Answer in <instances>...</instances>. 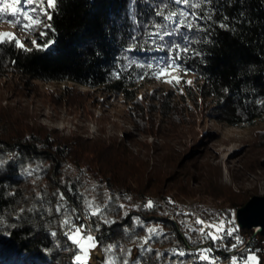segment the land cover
<instances>
[{
	"label": "trees",
	"instance_id": "16d2710c",
	"mask_svg": "<svg viewBox=\"0 0 264 264\" xmlns=\"http://www.w3.org/2000/svg\"><path fill=\"white\" fill-rule=\"evenodd\" d=\"M18 7H24L23 0ZM177 7L173 0H58L51 22L55 31L48 37L54 43L44 51L31 52L14 44L0 46V77L67 81L119 94L133 106L130 111L138 114L133 117L143 132L146 115H140L144 112L140 86L155 78L141 65L155 67L167 57V49L156 51L145 46V41L156 31L154 25L168 23L162 15ZM201 10L212 17L198 22L207 31L182 28L163 43L185 44L183 38L188 37L192 41L188 46L204 53L186 57L183 67L198 82V95L209 100L218 121L236 127L264 119V0H212L202 9H191L197 14ZM221 23L234 31L220 28ZM13 28L43 43L38 32ZM205 38L212 43L198 42ZM169 95L159 99L163 111L169 107ZM168 143L163 144L167 149L162 154L142 156L116 137H62L18 115H0V217L4 221L0 224V264H74L76 247L61 227L66 216L85 225L88 234L98 239L100 256L94 264H104L105 258L112 264H123L124 259L129 264H199L204 249L211 250L209 264H231L233 256L243 264L249 251L264 264V241L252 230L235 225L243 243L232 248L235 236L213 242L194 229L201 225L188 224L192 216L209 223L219 217L227 219L248 198L209 192L213 201L220 198L227 206L218 204L199 215L189 210L184 188L174 185L178 169L185 167L183 156L177 144ZM8 154L13 157L9 159ZM197 171L204 173L203 167ZM183 177L188 182L187 175ZM148 200L154 202L153 209L144 207ZM85 201L101 213L85 218L91 211ZM57 205L62 206L60 213ZM151 228L156 233H150ZM110 246H115L111 252Z\"/></svg>",
	"mask_w": 264,
	"mask_h": 264
},
{
	"label": "rangeland",
	"instance_id": "374dc122",
	"mask_svg": "<svg viewBox=\"0 0 264 264\" xmlns=\"http://www.w3.org/2000/svg\"><path fill=\"white\" fill-rule=\"evenodd\" d=\"M0 31L14 33L25 44L33 39L18 34L9 24H0ZM182 80L193 83L173 86L155 79L140 86V107L144 109L140 115H146L143 132L133 117L138 114L130 111L133 106L119 94L89 90L67 81L27 82L14 75L0 77V115H18L62 137H116L142 156H153L156 151L162 154L167 149L163 144L168 142L177 144L185 167L178 169L174 185L184 188L185 202L197 215L218 204L227 206L220 198L213 201L209 192L226 197L238 194L248 200L264 196V119L251 125L228 126L213 116L209 100L198 95V82L192 74L183 75ZM166 93H170L169 107L163 111L159 99L164 100ZM7 156L11 159L13 154ZM201 167L205 174L197 171ZM186 175L188 182L181 179ZM188 224L195 226V216ZM201 227L194 229L200 233ZM99 256L98 250H93L86 264H94ZM106 261L111 262L105 258L103 263ZM199 264L209 261L199 259Z\"/></svg>",
	"mask_w": 264,
	"mask_h": 264
},
{
	"label": "snow or ice",
	"instance_id": "6c2138e0",
	"mask_svg": "<svg viewBox=\"0 0 264 264\" xmlns=\"http://www.w3.org/2000/svg\"><path fill=\"white\" fill-rule=\"evenodd\" d=\"M22 0H0V21H4L13 27L20 26L28 34H34L38 32L39 38L43 40V43L39 42L38 39H32L29 47H26L25 42H22L16 35L12 32L0 31V46L5 44H14L19 50L25 52H31L32 50L44 51L48 49L54 41L49 39L50 33L55 31L53 24L51 23L54 14L57 11L58 0H23L24 7H18L21 5ZM174 4L177 5V9L167 14H163L157 10V15H162L164 21L168 22L165 25L156 24L154 25L156 31L150 32L148 34L149 40L145 41V46H150L156 51H164L167 49V57L162 59L155 67L152 63L147 65H141V67H147L150 70V74L157 80L169 85H179L182 82L191 85L192 80L183 81L182 76L187 75V70L183 67L186 63V57L195 55L197 57H202L204 53L195 48H191L188 45L192 43L188 37H184L185 44H180L172 42L170 45L163 43L166 37H171L172 35H178L182 28H186L188 31L199 30L207 31L199 21H211V14H206L203 10L197 14L196 11H191V9H202L204 5H209L212 0H173ZM46 3V7L44 6ZM187 7L189 11H183L182 8ZM243 15V14H242ZM7 16L12 17V19H6ZM22 17V19H21ZM46 18V19H45ZM228 20L227 17H224ZM195 24V28H194ZM171 25V27H169ZM222 29H229L230 25L227 23H221L219 25ZM160 41L161 43H158ZM150 42V45H149ZM205 45L212 43L208 39H203L198 41ZM131 51V49H129ZM146 77H141L144 79ZM225 92L228 90L225 89ZM264 105V101H261ZM31 174V173H29ZM60 199L64 200L63 194L60 195ZM169 203H174L169 201ZM86 207L91 211L86 214L91 216H98L101 213L99 207H95L91 201H85ZM147 209L154 208V202L148 200L144 205ZM23 213L24 209L20 210ZM62 211V206L57 205L56 212L60 213ZM75 211V210H73ZM78 219V217H77ZM105 223H112V221H104ZM3 218L0 217V224H3ZM196 225H201L199 229L201 235L206 236L213 242H218L224 236L233 237L235 236V243L232 248L237 247L239 244L243 243L242 239L236 235L239 229L235 226L232 221V214L227 215V219L219 217L217 222L208 223L203 219L197 218L195 220ZM61 227L65 228V236L67 240L76 247V254H74L73 260L74 264H86L90 258V253L100 247L98 239L88 234V229L83 224H76L70 216H66ZM205 228L211 229L205 231ZM98 230V229H95ZM155 228L149 229L150 233H156ZM52 236H56V232L51 233ZM147 241H145V244ZM112 247L108 248V251H112ZM210 249H204L203 254H201L200 259L202 261H210L208 253ZM184 253L181 252L180 255ZM159 255V254H158ZM105 264H112L110 261H106ZM123 264H129L127 259L123 260ZM214 264V262H213ZM231 264H239V258L233 256L231 258ZM243 264H262L260 258L256 253L249 251L248 255L243 258Z\"/></svg>",
	"mask_w": 264,
	"mask_h": 264
},
{
	"label": "water",
	"instance_id": "95a60500",
	"mask_svg": "<svg viewBox=\"0 0 264 264\" xmlns=\"http://www.w3.org/2000/svg\"><path fill=\"white\" fill-rule=\"evenodd\" d=\"M240 230H253L264 241V196H253L234 213Z\"/></svg>",
	"mask_w": 264,
	"mask_h": 264
}]
</instances>
